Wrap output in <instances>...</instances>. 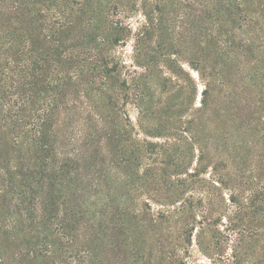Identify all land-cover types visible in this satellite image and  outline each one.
Instances as JSON below:
<instances>
[{"label":"trees","instance_id":"obj_1","mask_svg":"<svg viewBox=\"0 0 264 264\" xmlns=\"http://www.w3.org/2000/svg\"><path fill=\"white\" fill-rule=\"evenodd\" d=\"M125 3L0 0V264H187L226 164L242 174L264 143V0L145 14L130 68L112 52ZM179 61L202 80L197 107L160 76L189 80Z\"/></svg>","mask_w":264,"mask_h":264},{"label":"rangeland","instance_id":"obj_2","mask_svg":"<svg viewBox=\"0 0 264 264\" xmlns=\"http://www.w3.org/2000/svg\"><path fill=\"white\" fill-rule=\"evenodd\" d=\"M179 1L182 0H161L156 7L155 0H126V10L123 9L126 13L119 11L118 16L110 19L113 23H122L129 29L123 34L125 36L123 44L116 45L112 51L117 60L122 61L128 68L132 67L135 37L139 29L146 24L145 14L148 21L161 15L168 20L176 14L178 17ZM178 66L187 74L189 80L175 77L167 63L158 65L161 69L160 76L163 79H175L179 85L188 86L191 102L194 101L197 107L203 89L202 80L185 62L179 61ZM137 70L140 72V69ZM156 90L162 103L157 105L159 109L164 107L169 97L177 93L178 86L175 84L165 93ZM125 113L131 124L135 125L137 116L135 105L129 103L125 107ZM263 150L264 143L258 141L249 153V160L238 164L242 174L235 172L237 167L233 163L226 164L228 185L223 190V201L215 207L214 213L209 216L203 227L195 224L196 229L202 227L203 233L200 235V243L193 237V242L187 246V264H264V158L260 161L258 156ZM209 172L208 169L206 175L202 177L207 178ZM198 195L200 194L196 193L195 197ZM229 196L233 197L230 202ZM196 233L193 231V236Z\"/></svg>","mask_w":264,"mask_h":264}]
</instances>
